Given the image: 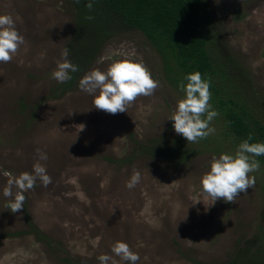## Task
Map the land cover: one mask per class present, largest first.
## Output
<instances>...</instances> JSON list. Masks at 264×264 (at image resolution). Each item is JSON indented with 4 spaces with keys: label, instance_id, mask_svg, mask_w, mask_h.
I'll list each match as a JSON object with an SVG mask.
<instances>
[{
    "label": "rangeland",
    "instance_id": "obj_1",
    "mask_svg": "<svg viewBox=\"0 0 264 264\" xmlns=\"http://www.w3.org/2000/svg\"><path fill=\"white\" fill-rule=\"evenodd\" d=\"M73 2L0 0V15L13 17L25 41L11 62L0 63V264H100L102 254L130 264L112 253L117 241L139 255L137 264H225L248 244L243 256L256 263L249 256L264 253L262 166L249 173L255 187L235 203L203 194L212 158L235 155L241 143L211 101L214 133L188 143L175 132L168 118L185 93L137 29L114 30L68 87L55 80L62 51L72 63L76 49L70 48L77 37ZM208 4L215 25L209 49L238 65L242 97L264 124V0ZM123 59L142 62L159 87L127 112L96 109L79 81ZM37 162L51 183L37 179L24 193V208L12 213L4 173H31ZM134 170L141 180L129 189Z\"/></svg>",
    "mask_w": 264,
    "mask_h": 264
},
{
    "label": "clouds",
    "instance_id": "obj_2",
    "mask_svg": "<svg viewBox=\"0 0 264 264\" xmlns=\"http://www.w3.org/2000/svg\"><path fill=\"white\" fill-rule=\"evenodd\" d=\"M86 7L91 9L92 3L89 2ZM24 43V37L17 30L13 17L8 14L0 15V63L11 62ZM68 55V50L64 49L61 53L62 60L57 61V68L52 73L53 78L61 83L72 79L70 72L79 70L77 65L67 59ZM184 80L187 83L182 80L179 88L185 96L177 102L168 119L174 122L173 128L177 134L186 138L188 143H194L215 132L209 124L218 113L211 109L209 103L210 82L203 79L199 71L189 73ZM79 87L94 97L93 107L117 114L127 112L128 106L138 97L153 95L159 87V82L152 78L151 72L142 62L123 59L113 61L106 71L94 69L88 72L79 81ZM252 139L250 134L239 145L235 155L221 154L212 158L210 170L201 178L203 194L210 196L214 202L223 199L226 203H235L241 193H247L248 189L255 187V177H249V173L259 170L260 164L254 157L264 155V143H249ZM40 159L46 160V154L41 153ZM4 175L10 177L3 189V195L9 198L7 207L12 213L24 208V193L35 187L37 179L45 187L51 183L46 168L39 162L33 165L31 173L23 172L12 177L10 173L5 172ZM140 180V172L134 170L126 186L132 189ZM196 203L198 202L193 204ZM111 251L130 264H137L140 259L126 242L117 241ZM98 260L100 264H109V261L116 264L112 256L107 254L100 255Z\"/></svg>",
    "mask_w": 264,
    "mask_h": 264
},
{
    "label": "trees",
    "instance_id": "obj_3",
    "mask_svg": "<svg viewBox=\"0 0 264 264\" xmlns=\"http://www.w3.org/2000/svg\"><path fill=\"white\" fill-rule=\"evenodd\" d=\"M73 1L77 13V37L70 48H76L72 63L79 70L70 73L72 79L65 82V88L74 81L81 69L88 66L94 49L98 50L97 47L114 30L134 28L156 48L168 71L173 69L174 82L180 84L183 80L187 83L184 77L196 71L210 82V101L218 108L235 142L242 143L251 134L253 139L249 143H264V124L254 117L239 89V85L244 83L243 79H236L243 76L241 70L235 62L231 65L232 61H222L213 49H209L215 25L208 0ZM89 2L92 3L91 9L86 7ZM84 35L89 40L84 41ZM88 44L93 48L87 50V54L84 49ZM229 70H232V75ZM170 156L175 155L172 153ZM254 159L264 170V155ZM251 249L252 246L248 244L235 259L225 264H248L243 255ZM249 259H255L254 264H264V253L252 254Z\"/></svg>",
    "mask_w": 264,
    "mask_h": 264
}]
</instances>
